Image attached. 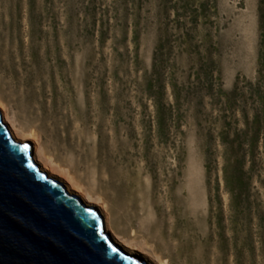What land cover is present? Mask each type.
Wrapping results in <instances>:
<instances>
[{
  "label": "rangeland",
  "instance_id": "rangeland-1",
  "mask_svg": "<svg viewBox=\"0 0 264 264\" xmlns=\"http://www.w3.org/2000/svg\"><path fill=\"white\" fill-rule=\"evenodd\" d=\"M261 2L0 0V102L153 259L264 264Z\"/></svg>",
  "mask_w": 264,
  "mask_h": 264
},
{
  "label": "water",
  "instance_id": "water-1",
  "mask_svg": "<svg viewBox=\"0 0 264 264\" xmlns=\"http://www.w3.org/2000/svg\"><path fill=\"white\" fill-rule=\"evenodd\" d=\"M0 112V264H147L119 248L99 211L39 170Z\"/></svg>",
  "mask_w": 264,
  "mask_h": 264
},
{
  "label": "bare ground",
  "instance_id": "bare-ground-1",
  "mask_svg": "<svg viewBox=\"0 0 264 264\" xmlns=\"http://www.w3.org/2000/svg\"><path fill=\"white\" fill-rule=\"evenodd\" d=\"M0 112L2 116V121L7 126V129L9 130L13 140L20 143H27V142L33 143L34 146L32 147L31 156L34 162L38 165L40 171L46 173L49 178H52L62 183L65 186L66 191L70 195L78 196L86 206L88 207L94 206L98 208V211L104 221L103 225L105 231L111 236V239L115 245H117L119 248L124 250L130 256H133L134 253L139 254L145 259L143 260V262L145 261V263L147 264H164L159 259L157 260L153 259V257L145 249L141 248L140 246L134 245L130 241L124 239V237H122V235L115 230L114 226L112 225L109 219L108 213L105 207L101 204V202L98 199H96L94 196H92L89 192L84 191L81 187L75 184L72 178L67 173H63L56 170L53 167V161L44 155V152L39 145L38 138L32 133L18 132V129L14 127L11 119L8 117L6 113V107L1 102H0Z\"/></svg>",
  "mask_w": 264,
  "mask_h": 264
},
{
  "label": "trees",
  "instance_id": "trees-1",
  "mask_svg": "<svg viewBox=\"0 0 264 264\" xmlns=\"http://www.w3.org/2000/svg\"><path fill=\"white\" fill-rule=\"evenodd\" d=\"M260 47L261 49H263L264 47V0H262V2L260 3ZM154 72L156 71V66H154ZM157 120H158V124L160 125V131L162 129V132L164 131L163 129V125L165 124L166 118L165 116H163V114L161 112H157ZM170 119V118H169Z\"/></svg>",
  "mask_w": 264,
  "mask_h": 264
}]
</instances>
